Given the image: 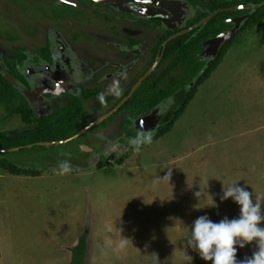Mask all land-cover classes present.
Instances as JSON below:
<instances>
[{"label": "rangeland", "instance_id": "obj_1", "mask_svg": "<svg viewBox=\"0 0 264 264\" xmlns=\"http://www.w3.org/2000/svg\"><path fill=\"white\" fill-rule=\"evenodd\" d=\"M58 8L66 10L57 0H0V32L13 25L17 39L40 43L50 32L40 15ZM25 127L0 106V132ZM82 144L94 146L80 138L5 156L39 176L0 169V264H70L84 232L86 264H199L187 243L193 222L239 216L237 204L221 200L223 184L238 182L264 202V22L236 40L172 130L148 148H114L91 163ZM61 162L71 171L62 174ZM254 251V243L238 248L237 259Z\"/></svg>", "mask_w": 264, "mask_h": 264}, {"label": "flooded vegetation", "instance_id": "obj_2", "mask_svg": "<svg viewBox=\"0 0 264 264\" xmlns=\"http://www.w3.org/2000/svg\"><path fill=\"white\" fill-rule=\"evenodd\" d=\"M140 1L173 2L185 17L180 18L181 25L175 27L169 24V19L136 15L132 4L126 5L132 10L129 12L93 0H57L66 10L52 9L50 14L40 15V21L50 27V32L40 43L17 39L13 25H5L11 30L9 37L4 30L0 32V40L4 39L0 42L1 74L5 71L11 76L10 70L18 74V78L11 76L12 79L30 97L36 98L40 107L36 112L41 117L64 115L71 103L78 107L80 110H76L75 118L67 126L69 129L80 124L85 126L77 135L61 142L86 138V142L94 146L82 144L80 147L86 149L91 163L100 161L114 148L131 150V139L154 138L173 108L184 105L193 88L197 94L204 84L198 85L200 78L219 59L225 46L232 43L229 51L241 35L249 32L241 31L245 22L264 8L262 6L254 13L249 9L263 5L264 0ZM256 1L259 3H254ZM216 6L219 8L212 11ZM216 12L215 17L204 23ZM225 13L243 14L223 17L209 26ZM220 21L230 29L219 32ZM233 31L230 40L218 47L213 55L209 43ZM212 33L216 35L203 39ZM181 49L186 51V57ZM5 59L9 60V67ZM197 70L198 75L186 84V71ZM19 93L32 108L30 100ZM161 105L168 106V110L157 124H139ZM13 117L15 115L9 118ZM21 121L25 129L7 133L14 135L34 129L33 124ZM85 130L83 135L71 140ZM114 133L116 137L111 140ZM101 144L105 145V150L99 154L94 152V147Z\"/></svg>", "mask_w": 264, "mask_h": 264}, {"label": "trees", "instance_id": "obj_3", "mask_svg": "<svg viewBox=\"0 0 264 264\" xmlns=\"http://www.w3.org/2000/svg\"><path fill=\"white\" fill-rule=\"evenodd\" d=\"M261 2V1H260ZM256 4L259 1L254 2ZM219 6H216L212 11L218 9ZM239 14H221L215 20H213L210 24H214L219 21L221 18L233 17ZM264 21V8L256 12L249 20L245 22L241 31H250L256 27H258ZM221 28L219 32H223L229 30L230 27L225 25L224 22L220 21ZM208 26V27H209ZM216 33L208 34L203 37V39L211 38L215 36ZM178 40L174 43L176 44ZM173 45V44H171ZM232 43L225 46L222 53L219 56V59L211 66L209 69L202 75L200 78L198 85H202L207 80L210 79L211 75L215 72L217 67L222 63L225 54L227 53L228 49L231 47ZM182 50V54L184 55L186 51ZM186 57V54H185ZM5 64L9 67L10 63L8 59H5ZM21 61V60H20ZM198 71L196 72H189L186 71V84H188L194 77L198 75ZM9 73L15 79L18 78V74L14 73L13 70H10ZM196 94V88H193L190 92L189 97L185 100V104L182 106H175L168 115V117L161 123L160 129L157 135L151 139L150 143H143L139 145V150H137V145L132 144L130 146L132 151H141L148 148L152 143L157 141L158 139L167 135L176 122L183 116L187 105ZM0 105L4 106L7 116H19L25 123L33 124L34 129L31 131L18 133V134H10L7 132H0V169L12 176H29V177H37L39 173L36 171H32L29 169H24L17 166L15 163L8 161L5 156H7L10 150H26L29 146L36 147L39 144H47V143H55L66 141L72 138L73 136L77 135L79 131L85 125H78L73 129H69L67 124L71 121V119L75 118L76 110H80L78 107H73L71 103L69 108L66 110L64 115L60 114H53L48 117H41L39 113L34 111L28 104V102L24 99V97L9 83L8 80L1 74V67H0ZM142 138V137H141ZM133 139H131V142ZM43 147V146H39ZM6 151L7 153H2ZM88 253V234L84 232L76 246H74L71 250V261L70 264H86V257ZM199 264H203L202 260L197 258Z\"/></svg>", "mask_w": 264, "mask_h": 264}, {"label": "clouds", "instance_id": "obj_4", "mask_svg": "<svg viewBox=\"0 0 264 264\" xmlns=\"http://www.w3.org/2000/svg\"><path fill=\"white\" fill-rule=\"evenodd\" d=\"M150 142V136L132 141L137 145V150L139 145ZM59 167L62 174L71 171V165L67 162H61ZM229 198L239 206V216L233 219L225 217L219 222H213L207 215L198 217L190 226L188 246L198 252L202 260L211 264H264V202L254 200L252 193L238 182L223 184L221 200ZM211 206H215L214 200ZM253 243L255 251L252 255L238 260V248ZM125 246L126 239L119 244L121 248Z\"/></svg>", "mask_w": 264, "mask_h": 264}, {"label": "water", "instance_id": "obj_5", "mask_svg": "<svg viewBox=\"0 0 264 264\" xmlns=\"http://www.w3.org/2000/svg\"><path fill=\"white\" fill-rule=\"evenodd\" d=\"M93 1H95L96 3L101 4V5H111L113 8H115L117 10L129 11V12L133 10L136 15H138L142 18H157L160 20L161 19L162 20L169 19V24H171L175 27H179L181 25V22L179 19L180 18L183 19L185 17V14L183 13V11L180 8H178L177 6L173 5L174 4L173 2L140 1V0H93ZM128 4L134 5L132 7L130 6L132 8V10L128 6H126ZM262 6H264V4L261 6H256V7L249 8V9H251L252 13H254L258 9H260ZM217 14H218V12L212 14L209 18H207L204 21V23L211 20ZM175 19H176V22H174ZM233 34H234V31L231 33H228V34L220 35L214 41H211L209 43L213 49V55L215 54L216 49L218 47H220L222 44L229 41ZM3 76L11 84H13L15 86V88L19 92H21L28 100H30V102L32 104V108L35 111H38V112L40 111V107H39V104L36 102V98L30 97L26 91H23L20 87H18L16 82L12 79V77L9 76L5 71L3 72ZM34 99H35V101H34ZM167 110H168V106L161 105L153 111L152 115L149 118H147L144 121H141L139 124L144 125L146 123H152V122L157 124V122L163 117V115L165 114V112ZM107 117L101 119L96 124H99L100 122H102ZM85 132H86V130L81 132L78 136L74 137L71 140L77 139L79 136L83 135ZM66 143L67 142H59V143H54V144L48 143V144H39L38 146L49 147V146H53V145H60V144H66ZM29 147H32V146H29ZM15 151L16 150H10L7 152H15ZM7 152L3 151L2 153H7Z\"/></svg>", "mask_w": 264, "mask_h": 264}]
</instances>
